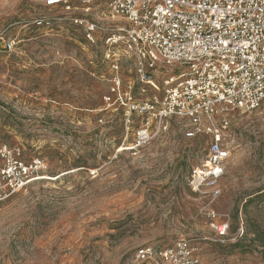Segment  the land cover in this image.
I'll list each match as a JSON object with an SVG mask.
<instances>
[{
    "label": "rangeland",
    "instance_id": "obj_1",
    "mask_svg": "<svg viewBox=\"0 0 264 264\" xmlns=\"http://www.w3.org/2000/svg\"><path fill=\"white\" fill-rule=\"evenodd\" d=\"M45 1L0 0V147L47 166L0 203V264H135L139 249L181 238L204 264H264V103L233 114L221 195L195 193L189 173L210 138H189L172 119L160 130L152 122L150 140L135 145L148 114L128 113V97L106 101L115 76L106 36L89 43L64 19L36 27V18L67 16ZM121 79L134 100L154 92L132 61ZM214 223H227L226 234Z\"/></svg>",
    "mask_w": 264,
    "mask_h": 264
},
{
    "label": "built area",
    "instance_id": "obj_2",
    "mask_svg": "<svg viewBox=\"0 0 264 264\" xmlns=\"http://www.w3.org/2000/svg\"><path fill=\"white\" fill-rule=\"evenodd\" d=\"M45 5L67 16L36 18V27L49 29L64 19L89 43L100 33L106 36L104 59L115 73L106 101L112 95L128 97V113L148 114L135 145L150 140L152 122L160 130L172 119L186 122L187 137L210 138L205 160L192 167L188 183L195 193L218 198L231 156L226 138L233 114L264 103V0H46ZM124 61H132L139 80L154 89L151 96L134 100L131 84L122 90ZM165 66L180 71L171 73ZM0 157V203L40 178L47 167L40 158L26 160L20 146L2 145ZM213 227L225 235L228 224ZM159 260L204 264L184 238L166 248L143 247L134 263L161 264Z\"/></svg>",
    "mask_w": 264,
    "mask_h": 264
},
{
    "label": "trees",
    "instance_id": "obj_3",
    "mask_svg": "<svg viewBox=\"0 0 264 264\" xmlns=\"http://www.w3.org/2000/svg\"><path fill=\"white\" fill-rule=\"evenodd\" d=\"M256 235H257V239H258L261 243L264 244V236H262V235L259 234V233H256Z\"/></svg>",
    "mask_w": 264,
    "mask_h": 264
}]
</instances>
